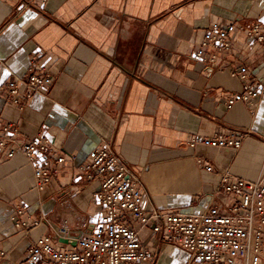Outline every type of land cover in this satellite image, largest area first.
Wrapping results in <instances>:
<instances>
[{
  "label": "crops",
  "instance_id": "1",
  "mask_svg": "<svg viewBox=\"0 0 264 264\" xmlns=\"http://www.w3.org/2000/svg\"><path fill=\"white\" fill-rule=\"evenodd\" d=\"M21 1L0 0V126L12 124L26 138L43 132L75 163L67 161L38 192L21 153L0 162V264H20L49 230L45 223L16 228L11 215L19 205L55 227V211L68 205L86 227L99 218L89 195L94 184L79 188L75 165L100 144L113 145L165 212L202 213L223 201L216 190L221 172L254 180L264 171V91L253 104L225 106L242 84L231 69L246 66L254 80H264V42L246 35L255 22L264 29V0ZM213 24L233 25L231 48L214 68L190 58ZM32 60L51 84L27 100L20 87V109L2 92L26 76ZM228 128L245 132L238 149L188 145ZM140 237L157 252L154 264L187 263L184 251L149 230Z\"/></svg>",
  "mask_w": 264,
  "mask_h": 264
},
{
  "label": "built area",
  "instance_id": "2",
  "mask_svg": "<svg viewBox=\"0 0 264 264\" xmlns=\"http://www.w3.org/2000/svg\"><path fill=\"white\" fill-rule=\"evenodd\" d=\"M46 0H41L44 4ZM28 6L31 1L22 0ZM233 25L213 24L203 40L193 50V62L216 67L220 54L231 48ZM249 39L264 42V29L259 22L246 30ZM238 77L241 88L225 101L226 108L236 103L253 104L262 91L264 80H254L246 66L230 70ZM51 77L36 71L34 61L26 76L10 80L2 95L22 109L24 98L45 91ZM245 132L228 128L226 133L213 137H192L188 145L197 144L217 148L238 149ZM21 153L31 166L35 189L43 192L59 175L60 167L75 157L58 152L43 132L26 138L12 124L0 126V162ZM198 162L207 170L212 166ZM79 173V188L94 184L89 195L101 209V215L86 227L82 214L72 205L58 208L52 219L34 216L29 206H17L11 220L18 229L26 231L48 225V233L39 237L27 249L20 264H154L157 252L142 241L140 233L149 230L151 237L167 243L187 254L186 264H261L264 260V171L254 179L239 178L228 171L219 174L216 190L225 199L202 213L165 212L153 202L142 176L114 149L103 143L90 150L86 158L75 165ZM135 225H137L135 227ZM60 239L66 240L65 243ZM74 245L71 246L70 244ZM5 252L0 248V256Z\"/></svg>",
  "mask_w": 264,
  "mask_h": 264
},
{
  "label": "water",
  "instance_id": "3",
  "mask_svg": "<svg viewBox=\"0 0 264 264\" xmlns=\"http://www.w3.org/2000/svg\"><path fill=\"white\" fill-rule=\"evenodd\" d=\"M208 71H210L211 70V68H208L207 69ZM60 242H63V243H65L66 242V240H64V239H60ZM73 244V243H72Z\"/></svg>",
  "mask_w": 264,
  "mask_h": 264
}]
</instances>
